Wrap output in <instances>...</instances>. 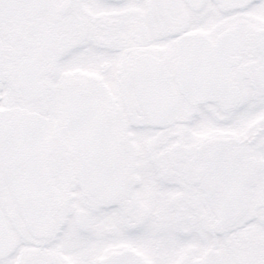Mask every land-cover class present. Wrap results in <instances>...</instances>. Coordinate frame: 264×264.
<instances>
[{
    "label": "snow or ice",
    "instance_id": "6c2138e0",
    "mask_svg": "<svg viewBox=\"0 0 264 264\" xmlns=\"http://www.w3.org/2000/svg\"><path fill=\"white\" fill-rule=\"evenodd\" d=\"M0 264H264V0H0Z\"/></svg>",
    "mask_w": 264,
    "mask_h": 264
}]
</instances>
